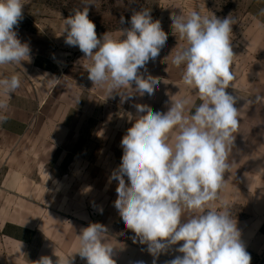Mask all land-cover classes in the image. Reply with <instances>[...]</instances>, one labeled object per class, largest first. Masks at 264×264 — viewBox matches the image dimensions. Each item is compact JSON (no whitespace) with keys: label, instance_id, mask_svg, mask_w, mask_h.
<instances>
[{"label":"clouds","instance_id":"obj_1","mask_svg":"<svg viewBox=\"0 0 264 264\" xmlns=\"http://www.w3.org/2000/svg\"><path fill=\"white\" fill-rule=\"evenodd\" d=\"M28 3L0 0V66L31 60L29 45L15 31ZM81 3L82 10L63 18V35L68 46L78 47L83 59L90 61L87 72L93 85L104 88L108 97L116 92L122 102L131 99L133 91L154 95L160 78L145 77L140 69H146L166 45L168 34L160 21L153 20L150 9L141 8L132 13L130 27L119 29V36L107 31L98 37L89 19L88 6L94 3ZM171 20L174 34L182 41L171 51V63L182 68L183 85L195 92L200 103L172 95L163 113L134 105L137 115L128 113L134 123L121 140V164L110 177L118 181L114 207L125 227L147 245L153 264L181 241L176 251L182 255L168 264H250L237 220L220 197L224 175L231 171L230 156L240 123V110L235 107L240 97L227 91L234 88L236 79L231 44L235 20L195 10L172 15ZM124 23L122 16L120 24ZM20 86L19 75L0 76V125L9 119V100ZM259 103H264V96L247 100V104ZM105 233L106 226L99 223L81 229L76 253L87 264H116ZM34 264L54 262L41 256ZM55 264L64 262L58 258Z\"/></svg>","mask_w":264,"mask_h":264},{"label":"rangeland","instance_id":"obj_2","mask_svg":"<svg viewBox=\"0 0 264 264\" xmlns=\"http://www.w3.org/2000/svg\"><path fill=\"white\" fill-rule=\"evenodd\" d=\"M89 5V19L96 25L98 37L107 31L119 36L120 28L130 27L131 15L141 8L151 10L153 20H159L168 34L165 47L155 60L146 67L156 69L155 77L160 82H180L182 68L171 63V51L182 43L172 30V15H186L195 10L205 16L215 15L223 19L230 15L235 20L232 38H264V0H92ZM82 10L81 0H29L23 7V18L15 28L18 38L30 47L31 60L21 65L0 66V76L17 74L21 86L9 100V119L0 125V228L12 216L21 211L34 212L36 204L24 202L19 194L20 185L39 177L43 170L66 168L73 156H63L64 149L71 145V132L81 133L85 141L95 143L93 138L100 132L108 134V181L115 171L116 159L122 158L118 149L119 139L115 133L124 130L121 96L108 97L104 88L93 85L88 78L90 61L78 47L65 43L62 22ZM124 17L125 23L120 24ZM169 70V73H168ZM172 70V71H171ZM141 73H143L141 71ZM103 95V99L100 97ZM105 103L108 104L105 105ZM63 144V145H59ZM98 171L92 170L91 179H98ZM110 186V185H109ZM116 186H110L109 202L114 204ZM25 192V188H21ZM29 189V188H28ZM33 190V189H32ZM112 197V198H111ZM93 210V209H92ZM29 214V213H28ZM34 214V213H32ZM120 216V215H119ZM18 221L36 223L35 218H14ZM116 222V218H113ZM119 231L126 237L133 232L118 219ZM9 246V245H8ZM0 234V251L4 250Z\"/></svg>","mask_w":264,"mask_h":264},{"label":"crops","instance_id":"obj_3","mask_svg":"<svg viewBox=\"0 0 264 264\" xmlns=\"http://www.w3.org/2000/svg\"><path fill=\"white\" fill-rule=\"evenodd\" d=\"M237 40L232 38L231 41L236 56L233 64L236 79L232 82L234 88L229 87L227 91L240 97L235 105L240 110V123L230 156L231 171L224 175L226 181L220 197L228 203L233 218L237 220L241 242L251 256L250 264H264V103L247 104V100H254L256 95L264 96V38ZM155 71V68L152 71L147 67L140 69L145 77L149 74L155 77ZM180 73L179 83L164 81V78L154 95L141 96L133 91L131 99L116 104L122 109L124 124H127L124 130L115 133V138L120 140L116 151L119 149L123 155L121 140L134 123L129 120L128 113L133 117L137 115L135 104L148 105L153 111L163 113L168 110L172 95L200 103L195 92L183 85L182 69ZM131 87L134 90L135 84ZM81 135L71 132V145L61 146L64 153L60 154V159L65 155L73 156L66 168L60 169L59 162L56 169L43 170L39 177L20 185L19 194L23 201L36 204L38 209L21 211L0 228L5 247L0 251V264H34L41 256H49L54 264L58 258L64 264L68 260L69 264H87L76 252L79 249L78 235L90 223L106 226L104 240L113 247L116 264H153L154 257L149 254L147 245L141 244L134 233L130 237L124 236L119 231L118 210L112 202L108 206V188L118 186L117 180H111L110 184L108 181V134L100 132L93 137L99 140L94 147L93 142L85 141L78 149L82 144ZM121 159H116L115 170ZM92 170H97L99 175L94 181L91 179ZM125 180L127 182V177ZM21 188H25V192ZM30 217L41 221L29 223L14 219ZM182 243L161 253L155 258V264H168L177 255H182L176 251Z\"/></svg>","mask_w":264,"mask_h":264}]
</instances>
